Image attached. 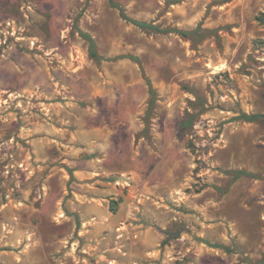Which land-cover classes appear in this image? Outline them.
Masks as SVG:
<instances>
[{
	"label": "rangeland",
	"instance_id": "obj_1",
	"mask_svg": "<svg viewBox=\"0 0 264 264\" xmlns=\"http://www.w3.org/2000/svg\"><path fill=\"white\" fill-rule=\"evenodd\" d=\"M241 114L264 116V0H0V264H264Z\"/></svg>",
	"mask_w": 264,
	"mask_h": 264
},
{
	"label": "trees",
	"instance_id": "obj_2",
	"mask_svg": "<svg viewBox=\"0 0 264 264\" xmlns=\"http://www.w3.org/2000/svg\"><path fill=\"white\" fill-rule=\"evenodd\" d=\"M116 8L119 10L120 17L124 21H126V22L134 25L135 27H137V28H139L141 30H150L152 32H163V33L164 32H168L167 30L161 31L160 29H158L157 27L153 26L152 24H148V23H144V22H139V21L130 19L129 17H127L125 15L124 11L121 8H119L118 6H116ZM180 34L182 36H186L187 35V33H185V32H180ZM80 35L83 38H85L88 41L89 45H90V52H89L90 57L93 58V59H98L97 55L93 51V49H94V42H93L92 38L89 37L88 35H85V34H82V33H80ZM240 119L243 122H246V123H255V122L260 121V120L261 121H264V116L263 115H260V114H254V115L241 114L240 115ZM192 121H193V118H191L190 120H188L186 122H184V121L180 122V124H179L180 132L181 133H184L190 127V125L192 124ZM238 175H240V173H238ZM111 212H114V209L113 208L111 209ZM174 237L175 236H173V238Z\"/></svg>",
	"mask_w": 264,
	"mask_h": 264
},
{
	"label": "crops",
	"instance_id": "obj_3",
	"mask_svg": "<svg viewBox=\"0 0 264 264\" xmlns=\"http://www.w3.org/2000/svg\"><path fill=\"white\" fill-rule=\"evenodd\" d=\"M75 175H76V178H78V180H84V179L93 180L94 178H97L99 174L98 172H93V171L91 172L90 171H87V172L77 171ZM94 184L95 182H92L90 184H87L86 186H90L91 188L97 189V186Z\"/></svg>",
	"mask_w": 264,
	"mask_h": 264
}]
</instances>
